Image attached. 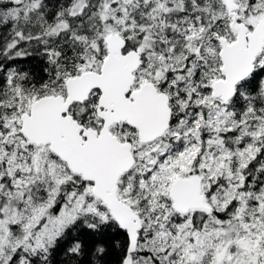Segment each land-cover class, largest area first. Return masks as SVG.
Here are the masks:
<instances>
[{"label":"snow or ice","instance_id":"6c2138e0","mask_svg":"<svg viewBox=\"0 0 264 264\" xmlns=\"http://www.w3.org/2000/svg\"><path fill=\"white\" fill-rule=\"evenodd\" d=\"M0 264H264V0H0Z\"/></svg>","mask_w":264,"mask_h":264}]
</instances>
